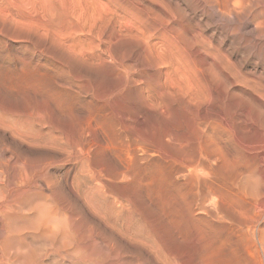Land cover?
I'll return each mask as SVG.
<instances>
[{"label":"rangeland","instance_id":"374dc122","mask_svg":"<svg viewBox=\"0 0 264 264\" xmlns=\"http://www.w3.org/2000/svg\"><path fill=\"white\" fill-rule=\"evenodd\" d=\"M219 1L0 0V231L20 226L9 264H264V0L235 1L242 21ZM36 205L78 217L80 245L47 246Z\"/></svg>","mask_w":264,"mask_h":264},{"label":"bare ground","instance_id":"6f19581e","mask_svg":"<svg viewBox=\"0 0 264 264\" xmlns=\"http://www.w3.org/2000/svg\"><path fill=\"white\" fill-rule=\"evenodd\" d=\"M218 1H219V0H218ZM220 1H221V0H220ZM220 1H219V2H220ZM235 1H236L237 3L243 1V3H244V0H223L222 3H221V7H222V9H223V12H224V11H225V12H230V11L234 10V9H233V5H236L235 7H236V8H239V6H237V3H236ZM254 1H255V0H254ZM256 1L258 2L259 0H256ZM216 2H217V1H216ZM249 2L252 3L251 1H249ZM249 2H248V3H249ZM263 2H264V1H263ZM217 3H218V2H217ZM233 3H234V4H233ZM218 5H219V4H218ZM238 5H240V4H238ZM245 5H246V0H245ZM247 5H248V4H247ZM253 5H254V4H253ZM253 5H249V6L252 7ZM164 6H165V5H164ZM253 7H254V6H253ZM241 8H242V6H241ZM243 8H246L247 10H246V9H243ZM243 8H242V9H243L244 11L246 10V11H245V13H246V12L248 11V8H247V7H243ZM219 9H220V8H219ZM251 9H252V8H251ZM261 9H263V8H261ZM261 9H260V12L257 13V14H260V13H261ZM249 10H250V9H249ZM252 10H254V8H253ZM244 11H242V12L238 11V12H239V13H243ZM179 12H180V11H179ZM220 12H222V10H220ZM223 12H222V13H223ZM233 12H234V11H232L231 13H233ZM252 12H255V11H252ZM262 12H263V11H262ZM231 13H230V14H231ZM239 13H238V15L240 16L241 14H239ZM245 13H244V16L247 15L248 12H247L246 14H245ZM224 14H225V13H224ZM224 14H223V15H224ZM226 14H227V13H226ZM228 14H229V13H228ZM230 14H229V15H230ZM235 14H236V13L234 12L233 15H235ZM249 14L252 15L251 13H249ZM249 14L247 15L248 17H249ZM261 14H262V13H261ZM231 15H232V14H231ZM238 15H235V17L237 18ZM253 15H255V14H253ZM227 16H228V15H227ZM239 16H238V17H239ZM259 16H260V15H259ZM262 17H263V16H262ZM262 17H261V19H262ZM230 18H231V17H230ZM245 18H246V17H245ZM250 18H251V20H253L252 18H254V16H252V17H250ZM250 18H249V19H250ZM257 18H260V17L257 16L256 19H257ZM239 19H241V21H242L241 16H240ZM239 19H238V20H239ZM254 19H255V18H254ZM261 19H259V20H261ZM263 20H264V18H263ZM239 21H240V20H239ZM237 22H238V21H237ZM237 22H236V23H237ZM239 23H240V22H239ZM253 23L255 24V22H253ZM256 23H257V22H256ZM261 24H264V22H261ZM234 25H236V24H234ZM257 25H259V23H258ZM257 25H256V27L258 28L257 30L259 31V28H260V31H261L262 29H261L260 25H259V27H258ZM230 26H231V25H230ZM236 26L238 27V25H236ZM236 26H234L235 29L232 28L233 32H234V30H237V29H236ZM254 26H255V25H254ZM232 27H233V26H232ZM238 28H239V27H238ZM263 29H264V28H263ZM197 30H198V29H197ZM196 32H197V31H196ZM235 32H236V31H235ZM259 33H260V32H259ZM262 33L264 34L263 30H262V32H261L260 34H262ZM174 41H175V40H174ZM194 45L196 46V44H194ZM191 47H192L191 49L194 48V47L192 46V44H191ZM199 47H200V46H199ZM197 48H198V47H197ZM143 49H144V48H143ZM195 50H196V49H195ZM195 50L193 49V51H195ZM199 50H200V49H199ZM195 52H198V51H195ZM217 53H218V52H217ZM194 54H196V53H194ZM198 54L201 55L200 51H199V53H197V55H198ZM218 54H219V53H218ZM197 55H196V56H197ZM200 55H199V56H200ZM214 55H215V54H214ZM216 55H217V54H216ZM201 56H203V54H202ZM218 56H219V55H218ZM217 58H218V57H217ZM206 59H208V57H207ZM213 59H214V57H213ZM200 60H201V59H200ZM203 60H204V58L202 59V64H203ZM211 60H212V59H211ZM214 60H215V59H214ZM218 61H219V60H218ZM209 62H210V61H209ZM211 62L214 63L213 61H211ZM215 62H216V61H215ZM212 63L207 64V66L209 65V67H210L211 70H212V73L210 72V74H209L210 76H211V74H214V72H215V68H218V66H215L216 63H214L213 65L215 66V68H214V72H213V69H212V68H213L214 66L212 67ZM205 64H206V63H205ZM205 64H203L204 67L206 66ZM205 69L208 70L209 68L207 67V68H205ZM218 69H219V68H218ZM218 69H217L216 72H221V71H218ZM219 70H220V69H219ZM209 71H210V70H209ZM207 72H208V71H207ZM216 74H217V73H216ZM220 75H221V73H220ZM218 76H219V75H218ZM212 77H214L213 79H215V78H216V75H215V76L212 75L211 78H212ZM1 120H2V119H1ZM1 122H4V121H1ZM5 122H7V121H5ZM7 123H8V122H7ZM21 123H22V121H21ZM24 123H25V122H24ZM3 124H4V123H3ZM12 124H13V123H12ZM18 124H19V123H18ZM18 124H17V125H18ZM27 124H28V123H27ZM27 124H26V125H27ZM13 125H14V124H13ZM17 125H16V126H17ZM23 125H25V124H23ZM33 125H34V124H33ZM33 125H32V126H33ZM7 126H8V124H7ZM20 126H21V125H20ZM32 126H31V127H32ZM34 126H35V125H34ZM34 126H33V127H34ZM25 127L27 128V126H25ZM25 127L23 126V129H26ZM29 127H30V124H29ZM29 127H28V128H29ZM33 127H32V128H33ZM18 128H19V126H18ZM21 128H22V126H21L20 129H19L20 131L23 130V129L21 130ZM28 128H27V129H28ZM32 128H30V129H32ZM30 129H29V130H30ZM35 129H36V127H35ZM37 129H38V128H37ZM37 129H36V130H37ZM33 130H34V129H33ZM25 131H26V132H25V135L29 133L27 130H25ZM22 132H24V130H23ZM37 132H38V131H37ZM30 133H31V132H30ZM34 133H35V132L31 133V135H35ZM39 133H40V132H39ZM36 134H38V133H36ZM18 135H20V134H18ZM37 136H38V135H37ZM127 149H128V148H127ZM127 149H126V150H127ZM130 149H131V148H130ZM118 150H119V149H118ZM128 150H129V149H128ZM134 150H135V149H134ZM121 151H123V150H121ZM131 151H132V150H131ZM142 151H143V150H142ZM126 152H127V151H126ZM128 152H129V151H128ZM123 154H125V152H124ZM129 154H130V152H129L127 155H129ZM121 155H122V154H121V152H120V155H119V156H121ZM125 155H126V154H125ZM127 155L125 156L126 158L129 157V156L127 157ZM114 156H115V155H114ZM137 156H138V155H137ZM115 157H116V156H115ZM121 157L123 158L124 155L121 156ZM131 157H132V156H131ZM131 157H130V158H131ZM135 157H136V156H135ZM135 157H133V160H135ZM140 157H141V156H140ZM116 158H117V157H116ZM122 158H121V159H122ZM137 158H138V157H137ZM121 159H120V161H122ZM138 159H139V158H138ZM117 160H118V159H117ZM124 160H125V158H124ZM133 160H132V161H133ZM139 160H142V159H139ZM132 161H131V162H132ZM137 161H138V160H137ZM142 161H143V160H142ZM125 162H126V163H124V162L122 161V163L126 164V167H127V165H128L129 163L127 164L128 161H125ZM133 162H134V161H133ZM138 162H140V161H138ZM163 162H164V161H163ZM117 163H118V162H117ZM119 163H120V162H119ZM140 163H142V162H140ZM140 163L135 164V165H138V169H141V168H139V164H140ZM120 164H121V163H120ZM132 164H133V163H132ZM132 164H131V163L129 164V165H130V169H129V167H128L127 170L129 169V170L131 171V165H132ZM0 165H3V166H4V164H1V163H0ZM140 165H141V164H140ZM191 165H192V164H191ZM120 166H121L122 168H124L122 165H120ZM132 166H134V165H132ZM141 166H142V165H141ZM141 166H140V167H141ZM167 166H168V165H167ZM0 167H1V166H0ZM142 167H143V166H142ZM145 167H146V166H145ZM183 167H184V166H183ZM117 168H118V167H117ZM136 168H137V167L135 166L134 169H136ZM124 169H125V168H124ZM134 169L132 170V172L134 171ZM143 169H145V168H143ZM164 169H165V168H164ZM122 170H123V169H122ZM125 170H126V169H125ZM129 170H128V171H129ZM200 171H201V170H200ZM121 172H122V171H121ZM132 172H131V173H132ZM144 172H145V171H144ZM149 172H150V171H149ZM149 172H145V173H149ZM151 172H152V171H151ZM188 172H189V171H188ZM191 172H192V170H191ZM194 172H195V170H194ZM123 173H125V172L123 171ZM126 173H127V171H126ZM131 173H130V174H131ZM183 173H184V172H183ZM197 173H198V172H197ZM117 174H118V173H117ZM127 174H129V173H127ZM185 174L187 175V173H185ZM185 174H184V175H185ZM189 174H190V173H189ZM120 175H121V173H120ZM133 175H134V172H133ZM144 175H145V174H144ZM149 175H150V174H149ZM192 175H193V174H191V176H192ZM122 176H123V178H124L125 174H124V175L122 174ZM187 176H188V175H187ZM187 176H186V177H187ZM126 177H129V176H126ZM126 177H125V178H126ZM131 177H132V176H131ZM183 177H185V176H183ZM192 177H194V176H192ZM192 177H191V180H192V179H195V177H194V178H192ZM24 178H25V177H24ZM96 179H97V178L95 177V180H96ZM126 179H127V178H126ZM148 179H149V178H148ZM150 179H151V178H150ZM145 180H146V179H145ZM196 180H197V179H196ZM96 181H98V179H97ZM192 181H193V180H192ZM147 182H148V181H147ZM149 182H150V181H149ZM149 182H148V183H149ZM92 183H93V181H92ZM92 183H91V184L88 183V184L91 186V185H93ZM150 183H151V182H150ZM150 183H149V184H150ZM195 183H196V182H195ZM4 184H5V183H4ZM99 184H100V183H99ZM192 184H193V183H192ZM97 186H98V185H96V187H97ZM193 186H194V185H193ZM91 187H94V186H91ZM91 187H90V189H91ZM67 188H68V187H67ZM88 188H89V187H88ZM70 189H71V188H70ZM94 189H95V188H94ZM98 189H99V188H98ZM98 189H97V190H98ZM1 190H2V189H0V191H1ZM95 190H96V189H95ZM66 191H67V190H66ZM66 191H65V192H66ZM68 191H69V193H70V190H68ZM89 191H90V190H89ZM91 191H93V190H91ZM91 191H90V192H91ZM24 192H25V191H24ZM87 192H88V190H87ZM90 192H89V193H90ZM93 192H95V191H93ZM93 192H91V193L93 194ZM1 193H2V192H1ZM72 193H73V192H72ZM72 193H71V194H72ZM96 193H100L99 190H98V192H96ZM22 194H23V193H22ZM64 194L66 195V193H64ZM84 194H85V193H84ZM86 194H87V193H86ZM100 194H101V193H100ZM100 194H99V195H100ZM0 195H1V194H0ZM19 195H20V194H19ZM88 195L90 196L91 194H88ZM99 195L96 196V195L94 194V197H95V196H96V197H99ZM66 196L69 197L70 195L67 194ZM91 196H92V195H91ZM64 197H65V196H64ZM72 197H74V196H72ZM91 198H92V197H90V201L92 202ZM99 198L101 199L102 197H99ZM99 198H98V199H99ZM59 199H60V198H58V201H59ZM61 199H64V198L62 197ZM61 199H60V200H61ZM67 199H68V198H66V200H67ZM92 199H93V198H92ZM100 199H99V200H100ZM64 200H65V199H64ZM95 200L97 201V199H95ZM99 200H98V202H102L103 200L105 201V199H103V200L101 199L102 201H99ZM3 201H4V200H3ZM3 201H2V203H3ZM5 201H6V199H5ZM62 201H63V200H62ZM93 201H94V199H93ZM96 201H94V203H95ZM104 201H103V202H104ZM27 202L30 203L29 201H27ZM27 202H26V203H27ZM67 202H68V200H67ZM98 202H97V203H98ZM103 202H102V204H104ZM106 202H107V201H106ZM9 203H10V202H9ZM26 203H23V204H26ZM34 203H35V202H34ZM97 203H96V204H97ZM0 204H1V203H0ZM4 204H5V203H4ZM45 204H46V203H44V205H45ZM60 204L62 205V203H60ZM69 204H70V203H69ZM69 204H67V205H69ZM90 204H91V203H90ZM98 204H99V203H98ZM1 205H2V204H1ZM1 205H0V208H1ZM6 205H7V204H6ZM8 205H9V204H8ZM8 205H7V206H8ZM18 205H19V204H18ZM32 205H33V203H32ZM41 205H42V204H41ZM41 205H40V206L36 205V206L41 207ZM44 205H43V206H44ZM48 205H49V204H48ZM48 205H47V206H48ZM61 205H59V206H61ZM63 205H64V203H63ZM63 205H62V207H63ZM91 205H92V204H91ZM94 205H95V204H94ZM105 205H106V204H105ZM108 205H109V204H108ZM110 205H111V204H110ZM110 205H109V207H110ZM7 206H6V207H7ZM20 206H21V205H20ZM25 206H26V205H25ZM30 206H31V205H30ZM30 206H27V207H30ZM36 206H35V208H36ZM47 206H46V208H48V210H51V209L49 208L50 206H49V207H47ZM102 206L105 207V209H106V206H104V205H102ZM3 207H5V206H3ZM3 207H2V208H3ZM12 207H13V206H12ZM31 207H32V206H31ZM33 207H34V205H33ZM33 207H32V208H33ZM38 207H37V208H38ZM44 207H45V206H44ZM64 207L66 208V205H64ZM68 207H72V205H71V206H68ZM68 207H67V208H68ZM94 207H96V206H94ZM98 207H99V205H98ZM2 208H1V209H2ZM19 208H20V207H19ZM19 208H17V209H19ZM21 208H22V206H21ZM21 208L19 209V211L21 210ZM51 208H52V207H51ZM67 208H66V209H67ZM101 208H102V207H99V209H101ZM4 209H5V208H4ZM4 209H3V214H4ZM10 209H12V208L10 207ZM14 209H15V208H13V210H14ZM22 209H23V208H22ZM26 209L28 210V208H26ZM53 209H54V207H53ZM53 209H52V210H53ZM66 209H65V211H66ZM72 209H74V207H72ZM82 209H83V207H82ZM85 209H86V208H85ZM92 209L94 210L95 208H92ZM96 209H97V208H96ZM96 209H95L94 211H96ZM99 209H98V210H99ZM107 209H108V206H107ZM6 210L10 211L8 207L6 208ZM15 210H16V209H15ZM27 210H26V211H27ZM32 210H34V209H32ZM46 210H47V209H46ZM46 210L43 209V207L39 208V214H38L39 216H38V218L32 223L33 225H32V224H30V225H32L34 228H37V229H38V232H39V229H42V230H43V231H42L43 234H42L41 238H42V237H45V238L47 239V240L45 239V240H46L45 242L49 241V242L55 243V244H52V243L47 244V243H46L47 246H52V245L55 246V245L57 244V245L60 246V247H58V248L64 247V248L67 249L68 245H70L69 242L73 240V239L70 240V238H73V237H74V234H73V233H74V231L78 228L77 226H76L77 228L74 227L75 230L73 229V230H74V231H73L70 227L73 225L72 222L75 221L78 217L75 216V218H76V217H77V218H76L75 220L73 219V221L71 220L72 217H70V216H69V217L66 216V219H63V218H62V220H60V219L56 218V217H57L56 215H57V212L59 211V209L56 210V215H54L55 213L53 214V212L50 213V212H48V210H47V211H46ZM54 210H55V209H54ZM108 210H109V209H108ZM108 210H107V211H108ZM1 211H2V210H1ZM1 211H0V212H1ZM11 211H12V210H11ZM19 211H18V212H19ZM21 211H22V210H21ZM21 211H20V213L22 214ZM23 211H24V210H23ZM29 211H30V208H29ZM34 211H35V210H34ZM60 211H61V210H60ZM63 211H64V210H63ZM65 211H64V213H65ZM67 211H68V210H67ZM70 211H71V210H70ZM73 211H74V210H73ZM75 211H76V210H75ZM75 211H74V212H75ZM101 211H102V209H101ZM110 211H112L111 208H110L109 212H110ZM14 212H15V211H14ZM32 212H33V211H32ZM35 212L38 213V210L35 211ZM54 212H55V211H54ZM74 212H73V214H74ZM83 212L86 213L87 211L85 212V211L83 210ZM97 212H98V211H97ZM103 212H105V211H104V208H103ZM103 212H101V213H103ZM6 213H7V212H6ZM8 213H9V212H8ZM12 213H13V211H12ZM16 213H17V212H16ZM24 213H25V212H24ZM26 213H27V212H26ZM30 213H31V212H30ZM60 213H61V212H60ZM60 213L58 212V216L61 215V217H62L63 214H62V213L60 214ZM70 213H71V212H70ZM70 213H69V214H70ZM76 213H77V212H76ZM107 213H108V212H107ZM107 213H106V214H107ZM0 214H1V213H0ZM9 214H11V213H9ZM59 214H60V215H59ZM86 214H87V213H86ZM103 214H104V213H103ZM108 214H109V213H108ZM13 215H15V213H14ZM19 215H20V214H19ZM19 215H18V216H19ZM64 215H65V214H64ZM70 215H71V214H70ZM74 215H75V214H74ZM76 215H77V214H76ZM80 215H81V213H80ZM4 216L6 217V215H4ZM11 216H12V215H10V216H8V217H11ZM20 216H21V215H20ZM22 216H23V215H22ZM78 216H79V215H78ZM81 216H82V215H81ZM85 216H88V215H85ZM104 216H105V215H104ZM106 216H108V215H106ZM5 217H4V218H5ZM8 217H7V218H8ZM36 217H37V216H36ZM36 217H35V218H36ZM73 217H74V216H73ZM89 217H90V216H88V218H89ZM130 217H131V216H130ZM132 217H133V216H132ZM2 218H3V216H2ZM13 218H14V217H13ZM13 218H11V219H13ZM16 218H18V217H16ZM20 218H21V217H20ZM32 218H33V216H32ZM32 218L30 217V219H32ZM59 218H60V217H59ZM79 218L81 219L80 216H79ZM83 218H84V217H83ZM83 218H82V219H83ZM88 218H87V219H88ZM127 218H128V217H127ZM127 218H126V219H127ZM133 218H134V217H133ZM133 218H131V219H133ZM9 219H10V218H8V221H12V220H9ZM82 219H81V220H82ZM89 219H90V218H89ZM89 219H88L87 221H89ZM91 219H92V218H91ZM107 219H108V218H107ZM126 219H125V220H126ZM128 219L130 220V218H128ZM128 219H127V220H128ZM14 220H15V219H14ZM26 220H27V219H26ZM78 220H79V219H77V223H76V225L78 224V222H80V220H79V221H78ZM122 220H123V219H122ZM127 220H126V221H127ZM134 220H135V218H134ZM2 221H3V220H2ZM19 221H20V220H19ZM21 221H22V220H21ZM85 221H86V220H85ZM132 221H133V220H132ZM136 221H137V220H136ZM15 222H17V221H15ZM75 222H76V221H75ZM91 222H94V221L91 220ZM111 222H112V221H110V223H111ZM130 222H131V220H130ZM130 222H128V223H130ZM133 222H134V221H133ZM2 223H4V222H2ZM5 223H6V225H5V229L3 228L4 226H2V228H3V229H2V232L0 231V264H9V258H10L9 255H10V254H8V253H9V252H8V251H9L8 246H11V245L9 244V241H10L9 239L12 238V237H9V232H8V230L12 231L11 229L14 227V226L12 227V225H10V224L8 225L7 219H5ZM19 223H21V222H19ZM23 223H27V224H28V222H24V221H23ZM29 223H30V222H29ZM82 223H83V221H82ZM84 223H85V222H84ZM95 223H96V222H95ZM124 223H125V221H124ZM13 224H14V222H13ZM17 224H18V223H17ZM17 224H16V227H17ZM74 224H75V223H74ZM90 224H91V223H90ZM90 224H89V225H90ZM125 224H126V223H125ZM130 224H131V223H130ZM130 224H129V225H130ZM133 224L136 225L135 222H134ZM133 224H132V226H134V230H132V232L137 233V232H135V228L138 229L137 227H140V226L142 227V224L140 223V225H138V224H139V221H138V224H137L136 227H135V225H133ZM2 225H3V224H2ZM30 225H26V226H27L26 228H28V226H30ZM80 225H81V226H80ZM89 225H88V226H89ZM91 225H92V224H91ZM91 225H90V227H91ZM99 225H100V224H99ZM118 225H119V224H118ZM9 226L12 227V228H11V229H8ZM23 226H24V225H22L21 228L24 229ZM74 226H75V225H74ZM79 226L82 227V224L80 223ZM93 226H94V225H92V229H90V230H87V231H86V229H85V230H82V231L85 232V235H86V234L90 233V232H88V231L93 230ZM95 226H96V225H95ZM95 226H94V227H95ZM132 226H129V227L132 228ZM16 227H14V229H15ZM72 227H73V226H72ZM100 227H101V226H100ZM100 227H98V228L100 229ZM126 227H127V226H126ZM141 227H140V228H141ZM143 227H144V226H143ZM17 228H18V227H17ZM29 228H30V227H29ZM69 228H70V229L72 230V232H73V233H72L73 237H71L72 235L70 234V231H69L70 229H69ZM87 228H88V227H87ZM96 228H97V227H96ZM14 229H13L12 233H13V232H14V233H17V231L20 229V226H19L18 230L15 229V230H16V231H15ZM78 229H79V228H78ZM123 229H124V228H123ZM126 229H128V228H126ZM126 229H125V233H126ZM129 229H130V228H129ZM129 229H128V232H129ZM143 229H144V228H143ZM143 229H142L141 232L144 231ZM0 230H1V229H0ZM28 230H30V229H28ZM32 230H33V229H32ZM34 230H35V229H34ZM95 230H98V229H95ZM138 230H139V229H138ZM140 230H141V229H140ZM140 230H139V232H140ZM21 231H22V230H21ZM26 231H27V229H26ZM36 231H37V230H36ZM79 231H80V229H79ZM79 231L77 230L75 233L77 234V232H79ZM82 231H81V232H82ZM130 231H131V230H130ZM136 231H137V230H136ZM145 231H146V230H145ZM22 232H24V230H23ZM83 232H82V233H83ZM86 232H88V233H86ZM98 232H99V231H98ZM141 232H140V234H141ZM14 233H13V234H14ZM19 233H20V231H19ZM36 233H37V232H36ZM82 233H81V235H82ZM91 233H92V232H91ZM134 233H132V234H134ZM146 233H147V232H146ZM146 233L144 232V234H146ZM10 234H11V233H10ZM23 234H24V233H23ZM23 234H22V235H23ZM28 234H30V232H29ZM76 234H75V235H76ZM78 234H80V233H78ZM78 234H77V235H78ZM94 234H97V233L94 232ZM94 234L92 233L91 235H93L94 238H97L98 236H95ZM123 234H124V233H123ZM127 234H128V233H127ZM129 234H130V233H129ZM137 234H138V233H137ZM137 234H136V235H137ZM142 234H143V233H142ZM11 235H12V234H11ZM22 235H21V236H22ZM24 235L26 236L27 233L24 234ZM24 235H23L22 237L26 238ZM35 235H38V233L35 234ZM40 235H41V233H40ZM40 235H39V237H40ZM88 235H89V234H88ZM98 235H100V234H98ZM136 235H134V236H136ZM17 236H18V235H17ZM79 236H80V235H79ZM79 236H78V237H79ZM125 236H126V235H125ZM130 236H132V235H130ZM130 236H129V237H130ZM134 236H132V238H131L132 241H133V239H134V241L136 240V238H133ZM140 236H141V237H144V235H143V236L140 235ZM145 236H148V235L146 234ZM76 237H77V236H75L74 238H76ZM83 237H84V236H83ZM83 237H81V238L83 239ZM100 237H101V236H100ZM126 237H127V236H126ZM129 237H127V238H129ZM137 237H138V235H137ZM148 237H150V236H148ZM148 237H147V238H148ZM18 238L20 239V236H19ZM144 238H145V237H144ZM144 238H143V239L141 238V239L145 242V241L147 240V238H146L145 240H144ZM12 239H13V238H12ZM37 239H38V238H37ZM78 239H79V238H78ZM82 239H81V240H82ZM84 239H85V238H84ZM84 239H83V240H84ZM137 239H138V238H137ZM148 239L150 240V242L152 241V240H151L152 238H151V239L148 238ZM26 240H27V239H26ZM75 240H76V239H75ZM81 240H80V241H81ZM83 240H82V241H83ZM101 240H103V239L101 238ZM129 240H130V238H129ZM149 240H147V241H149ZM15 241H16V240H15ZM41 241H42V240H41ZM73 241H74V240H73ZM77 241H79V240H77ZM82 241H81V242H82ZM94 241H95V239H94ZM94 241H93V242H94ZM97 241H98V240H96V242H97ZM134 241H133V242H134ZM138 241H139V242H141V241H140L139 239L136 240L137 244H140V243H138ZM39 242H40V241H39ZM45 242H43V244H42V243H41V244L43 245L42 247H45V248H46V246H44V245H45V244H44ZM75 242H76V241H75ZM75 242H74V243H75ZM83 242H84V241H83ZM103 242H104V240H103ZM144 242H143V243H144ZM150 242H149V243H150ZM70 243H73V242H70ZM74 243H73V244H74ZM84 243H86V242H84ZM84 243H83V244H84ZM94 243H95V242H94ZM98 243H99V242H98ZM98 243H97V244H98ZM146 243H147V242H146ZM149 243H148V244H149ZM151 243H152V242H151ZM23 244H26V243H23ZM23 244H22V248H23ZM38 244H39V243H38ZM41 244H39V246H40ZM73 244H72V245H73ZM76 244L80 245L79 242H77ZM76 244H74V246H75ZM90 244H92V243L90 242ZM144 244H145V243H144ZM17 245H18V242H17ZM17 245H16V246H17ZM29 245H30V244H29ZM29 245H27V246H29ZM78 245H77V246H78ZM93 245H94V244H93ZM98 245H99V244H98ZM27 246H26V247H27ZM35 246H36V245H35ZM65 246H66V247H65ZM77 246H76V247H77ZM84 246L87 247L86 245H84ZM88 246H89V245H88ZM100 246H101V245H100ZM100 246H99V247H100ZM102 246H103V245H102ZM102 246H101V247H102ZM144 246H148V245L145 244ZM149 246H150V245H149ZM17 247H20V246H17ZM17 247H15V248L17 249ZM31 247H32V245H30V248H31ZM37 247H38V246H37ZM40 247H41V246H40ZM40 247H38V248L40 249ZM69 247H70V246H69ZM71 247L73 248V246H71ZM76 247H74V248H76ZM79 247H80V246H79ZM81 247H82V246H81ZM99 247L97 246V248H99ZM15 248H14V249H15ZM24 248H25V246H24ZM34 248H35V247H34ZM49 248H51V247H49ZM52 248H53V247H52ZM56 248H57V247H56ZM64 248H63V249H64ZM74 248H73V249H74ZM89 248H91V247H89ZM97 248H95V249H97ZM102 248H103V247H102ZM16 249H15V250H16ZM19 249H21V248H19ZM35 249H36V248H35ZM35 249H33V250H35ZM41 249H42V248H41ZM41 249H40V250H41ZM66 249H65V250H66ZM70 249H71V248H70ZM77 249H78V248H77ZM77 249H76V250H77ZM82 249H83V251H85V250H84V249H85L84 247H83ZM82 249H80V250L82 251ZM86 249H87V248H86ZM93 249H94V247H93ZM26 250L28 251V249H25V251H26ZM29 250H30V249H29ZM88 250H89V249H87V251H88ZM97 250H98V252H100V251L102 252V250H101L100 248L97 249ZM99 250H100V251H99ZM10 251H14V250H11V248H10ZM16 251H17V250H16ZM18 251H21L22 254H23V252H24L23 250H18ZM36 251L40 252L38 249H37ZM42 251H44V249H43ZM42 251H41V253L44 254L45 252H42ZM45 251H46V250H45ZM52 251H53V249H52ZM63 251H64V250H63ZM77 251H79V250H77ZM77 251H75V252H77ZM91 251H93V250H91ZM32 252H33V251H32ZM50 252H51V251H50ZM53 252H54V251H53ZM56 252H57V251H56ZM58 252H59V250H58ZM65 252H66V253H69V252H67V251H65ZM79 252H80V251H79ZM79 252H77V255H78ZM95 252H96V250H95ZM10 253H11V252H10ZM24 253H26V252H24ZM33 253L35 254L36 252H33ZM41 253H39V255H40ZM61 253H62V252H61ZM72 253H73V252H72ZM72 253H71V254L69 253V254L72 255ZM93 253H94V252H93ZM103 253H104V252H103ZM16 254H17V253H16ZM43 254H42L41 256H43ZM47 254H49V253H47ZM47 254H46V256H48ZM54 254H55V252H54ZM63 254H64V252H63L61 255L63 256ZM69 254H68V255H69ZM74 254H76V253H74ZM74 254H73V257L75 256ZM86 254H89V253H86ZM90 254H91V252H90ZM99 254H100V253H99ZM101 254H102V253H101ZM101 254L99 255L100 257L103 256V255H101ZM113 254H114V253H113ZM116 254H117V253H116ZM23 255H24V254H23ZM39 255H36V254H35V257H37V256H39ZM44 255H45V254H44ZM52 255H53V254H52ZM52 255H51V256H52ZM56 255L59 256L60 254H59V255L56 254ZM56 255H55V256H56ZM81 255H82V254H81ZM94 255H96V254H94ZM94 255H92V256H94ZM118 255H120V253H119ZM10 256H11V255H10ZM46 256H45V257H46ZM57 256H56V258H57ZM83 256H84V255H83ZM83 256H81L82 259H83ZM87 256H88V255H87ZM87 256H85V257H87ZM114 256H115V257H113V258L115 259V258H116V255L114 254ZM21 257L23 258V257H25V256H21ZM32 257H34V256H31V257H30V258L32 259V262H36L35 257H34V260H35V261L33 260ZM52 257H53V256H52ZM63 257H64V256H63ZM65 257H67V258H72L71 256L68 257L67 255H65ZM89 257H90V255H89ZM95 257H96V256H95ZM121 257H122V256H121ZM41 258L43 259V257H41ZM50 258H51V257H50ZM50 258H49V259H50ZM59 258H60V257H59ZM77 258H78V256L76 257V260H77ZM96 258L99 259V257H96ZM119 258H120V257H119ZM123 258H124V257H123ZM15 259H17V258H15ZM15 259H14V260H15ZM18 259H19V258H18ZM18 259H17V261H18ZM53 259H54V258H53ZM57 259H58V258H57ZM57 259H56V260H57ZM60 259H61V258H60ZM92 259H94V258H92ZM102 259H104V258H102ZM116 259L118 260V256H117ZM121 259H122V258H120V260H121ZM152 259H154V258H151V260H152ZM14 260L11 261L12 264L15 262ZM21 260H23V259H21ZM39 260H40V259H39ZM51 260H52V259H51ZM51 260H48V261L51 262ZM68 260H69V259H68ZM78 260H79V259H78ZM83 260H84V259H83ZM83 260H82V261H83ZM117 260H116V261H117ZM122 260H123V259H122ZM154 260H156V259H154ZM154 260H153V261H154ZM17 261H16V262H17ZM19 261H20V260H19ZM19 261H18V262H19ZM28 261H29V260H28ZM48 261H47V263H49ZM53 261H54V260H53ZM62 261H63V260H62ZM65 261H67V259H66ZM65 261H64V262H65ZM69 261H70V260H69ZM80 261H81V260H80ZM82 261H81V262H82ZM85 261H86V260H85ZM87 261H88V260H87ZM93 261L95 262L96 260H93ZM100 261H101V260H100ZM100 261H99V262H100ZM104 261H105V259H104ZM123 261H124V260H123ZM125 261H126V260H125ZM156 261H157V260H156ZM156 261H155V262H156ZM30 262H31V261H30ZM39 262H40V261H39ZM43 262H45V261H43ZM43 262L41 261L40 263L42 264ZM55 262H56V261H55ZM57 262H58V260H57ZM70 262L73 263L72 260H71ZM96 262L98 263V260H97ZM102 262H103V261H102ZM120 262H121V261H119V263H120ZM127 262H128V261H127ZM149 262H150V261H149ZM58 263H59V262H58ZM67 263H69V262H66V264H67ZM72 263H71V264H72ZM75 263H76V261L74 260V264H75ZM86 263H87V262H86ZM88 263H91V262L89 261ZM104 263H105V262H104ZM17 264H20V263H17ZM21 264H22V263H21ZM30 264H31V263H30ZM33 264H35V263H33ZM36 264H37V262H36ZM43 264H45V263H43ZM53 264H54V263H53ZM56 264H57V263H56ZM61 264H62V263H61ZM76 264H80V262L78 261V263H76ZM93 264H95V263H93ZM99 264H100V263H99ZM120 264H123V263H120ZM126 264H127V263H126ZM129 264H130V263H129ZM140 264H141V263H140ZM157 264H159V263H157Z\"/></svg>","mask_w":264,"mask_h":264}]
</instances>
